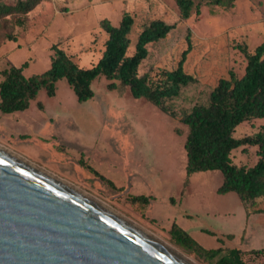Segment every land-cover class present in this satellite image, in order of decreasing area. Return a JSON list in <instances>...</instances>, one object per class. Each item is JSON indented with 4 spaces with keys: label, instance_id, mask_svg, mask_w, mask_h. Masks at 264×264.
Masks as SVG:
<instances>
[{
    "label": "rangeland",
    "instance_id": "1",
    "mask_svg": "<svg viewBox=\"0 0 264 264\" xmlns=\"http://www.w3.org/2000/svg\"><path fill=\"white\" fill-rule=\"evenodd\" d=\"M194 2L200 13L193 12L183 20L174 0H42L21 16L22 26L14 27L17 40L0 43V82L1 71L9 66L26 63V77L47 70L53 44L80 67H91L101 57L107 37L101 20L116 26L128 13L134 19L128 55L146 22L176 23L164 39L149 45L148 56L139 67V76L147 73L152 81L158 80L162 71L176 68L190 31L192 49L183 69L198 83L184 88L167 106L178 113L206 103L211 88L220 78L228 77L229 71L243 75L246 61L238 47L252 52L264 41V0H235L230 7L208 5L207 0ZM109 83L98 77L91 84L93 97L78 102L62 79L56 83L53 97L41 91L27 110L0 112V147L80 189L195 264H214L215 260L178 246L169 235L172 221L190 230L202 247L220 248V255L230 248L247 250V239L238 237L244 229L252 236L247 246L263 248L264 198L250 208L260 213L248 217L235 193H217L223 180L219 171L194 173L184 186L186 126L178 116L171 117L143 99L132 98L128 87L117 80H112L115 87L110 90ZM262 125L264 118L243 122L233 137L253 135ZM241 150L231 152L232 162L253 166L258 160L257 148ZM80 160L105 180L81 166ZM131 195H149L151 210L146 213L131 204ZM227 235L237 237L227 240ZM244 260L264 264L263 258L246 255Z\"/></svg>",
    "mask_w": 264,
    "mask_h": 264
},
{
    "label": "trees",
    "instance_id": "2",
    "mask_svg": "<svg viewBox=\"0 0 264 264\" xmlns=\"http://www.w3.org/2000/svg\"><path fill=\"white\" fill-rule=\"evenodd\" d=\"M41 1L15 0L13 4H7L0 0V43L17 40L14 27L22 26L24 22L21 16L26 15ZM234 1L207 0V3L230 7ZM174 2L180 19H188L193 12L200 13V6L194 0ZM133 24L134 19L128 13L122 16L116 26L107 19L101 20L100 27L107 35L104 50L98 61L89 68L80 67L58 44H53L50 47V65L44 72L26 77L23 74L26 63L3 69L0 112L9 114L27 110L41 91L47 97H53L56 83L62 79L71 88L78 102H85L93 97L91 84L98 77L103 76L110 81L107 84L109 90L115 87L112 80H117L122 86L128 87L132 98L143 99L171 117L178 116L179 122L186 126L183 145L186 154L184 186L194 173L219 171L223 180L217 193H235L247 215L260 213L259 210L251 212L250 208L257 199L264 198V125L255 134L238 139L233 137V133L243 122L264 118V41L252 52L247 51L245 46L238 47L246 61L242 76L238 77L233 71H229L228 77L220 78L211 88L206 103H196L190 109L177 113L167 103L178 98L184 88L198 83L196 77L185 73L183 69L192 49L190 31H187L186 48L181 52L176 68L162 71L158 80L152 81L147 73L139 76V67L148 56L149 45L164 39L176 28V23H166L160 19L146 22L137 36L133 53L128 55L129 33ZM38 106L39 109L42 108L40 103ZM246 146L257 148V162L251 167L235 165L231 152L239 147H242L241 151H245ZM79 163L105 180L82 160ZM108 183L113 186L109 181ZM149 199L144 195L128 197L131 204L144 210ZM169 235L178 246L207 260L214 259V264H247L244 260L246 255L253 259H264V248L245 251L230 248L220 255V248L202 247L175 223L170 226ZM232 239L234 236L227 235V240Z\"/></svg>",
    "mask_w": 264,
    "mask_h": 264
},
{
    "label": "water",
    "instance_id": "3",
    "mask_svg": "<svg viewBox=\"0 0 264 264\" xmlns=\"http://www.w3.org/2000/svg\"><path fill=\"white\" fill-rule=\"evenodd\" d=\"M51 175L0 150V264H189Z\"/></svg>",
    "mask_w": 264,
    "mask_h": 264
},
{
    "label": "bare ground",
    "instance_id": "4",
    "mask_svg": "<svg viewBox=\"0 0 264 264\" xmlns=\"http://www.w3.org/2000/svg\"><path fill=\"white\" fill-rule=\"evenodd\" d=\"M0 150H3L4 152L8 153L9 155L14 156V157H16V158L22 160L24 163L30 165L31 167H34L35 169H38V170H40V171H42V172L48 174L47 171H44V170H42V169L36 167L35 165H33V164L27 162L25 159H23V158L17 156L16 154H12V152L10 153L9 151H7V150H5V149H3V148H1V147H0ZM51 176H52V175H51ZM61 181H62V180H61ZM62 182H63L65 185H67L70 189L76 191L77 193H79V194L82 195L83 197H86V198L92 200L93 202L99 204L100 206H102V207L105 208L106 210H108V211H110V212L116 214L113 210H111L110 208H108L107 206H105L103 203L98 202L96 199L90 197L89 195H86L84 192H82L80 189L76 188L75 186H73V185H71V184H69V183H67V182H65V181H62ZM116 215H118V214H116ZM118 216H120V215H118ZM120 217L123 218L122 216H120ZM123 219L126 220L127 222H129L131 225H133L134 227H136L138 230H140L142 233H144L145 235H147V236L150 237L151 239H153V240H155L156 242H158L159 244H161V245H162L163 247H165L166 249H168V250H170L171 252H173L174 254L178 255L180 258H182L183 260H185V261L188 262L189 264H195L192 260L188 259L186 256H184V255H182L181 253H179L180 251L178 252L177 250L173 249L170 245H168L167 243H165V242H163L162 240L158 239V238L155 237L153 234H151V233L145 231L144 229H142V228H140L139 226L135 225V224L132 223L131 221H129V220L125 219V218H123Z\"/></svg>",
    "mask_w": 264,
    "mask_h": 264
},
{
    "label": "crops",
    "instance_id": "5",
    "mask_svg": "<svg viewBox=\"0 0 264 264\" xmlns=\"http://www.w3.org/2000/svg\"><path fill=\"white\" fill-rule=\"evenodd\" d=\"M185 178V177H184ZM184 182V181H183ZM222 183V182H221ZM220 186V185H219ZM182 195L184 194V189L182 190V193H181ZM147 197H150L149 195L147 196ZM244 209V208H243ZM151 210V201H150V199H149V203H148V205L146 206V208H145V211H146V213H148L149 211ZM251 215V214H250ZM248 217H249V215H248ZM173 223H175L177 226H179L178 225V223L176 222V221H172V223L170 224V226L173 224ZM182 230H184L186 233H188L191 237H193L192 235V233H191V231L190 230H188L187 228L185 229V228H183V227H181V226H179ZM170 228V227H169ZM248 234H249V232L248 231H246L245 229L238 235V237L239 236H242L243 235V237H244V239H247V241H246V243H245V248L246 249H261V248H249L248 246H249V244H250V242H251V237H249L248 236ZM237 237V236H236ZM236 237L234 236V239H236ZM247 244H248V246H247ZM264 248V247H263Z\"/></svg>",
    "mask_w": 264,
    "mask_h": 264
}]
</instances>
